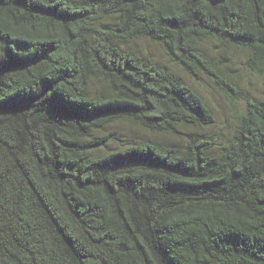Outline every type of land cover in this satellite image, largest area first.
Segmentation results:
<instances>
[{
	"label": "trees",
	"instance_id": "trees-1",
	"mask_svg": "<svg viewBox=\"0 0 264 264\" xmlns=\"http://www.w3.org/2000/svg\"><path fill=\"white\" fill-rule=\"evenodd\" d=\"M140 37L244 100L227 141ZM211 43L264 75V0H0V264H264V96Z\"/></svg>",
	"mask_w": 264,
	"mask_h": 264
},
{
	"label": "rangeland",
	"instance_id": "rangeland-1",
	"mask_svg": "<svg viewBox=\"0 0 264 264\" xmlns=\"http://www.w3.org/2000/svg\"><path fill=\"white\" fill-rule=\"evenodd\" d=\"M129 46L139 50L144 56L150 55L157 62L174 69L180 74L185 75V77L187 76L191 84H194L203 94L216 113L217 125L214 126L210 132L215 133L223 142L231 137L236 111L242 109L245 105L243 99L238 100L236 104H234L225 96L222 90L215 85L211 78L207 76L194 78L186 75L178 66L173 64L160 44L153 43L147 38L140 37L132 41ZM208 50H210V52H212V50L215 51L213 56H216V54L219 55L218 52H221L220 54L233 60V79L241 86L242 90L245 91V95L264 96V75L252 71L246 66L245 62L248 56L246 50L231 46L230 48H225L220 51L215 43L209 44ZM219 58H221V56ZM105 133L114 136L113 142L109 145L110 147H117L130 141L139 142L161 137L156 134L145 132L128 122L115 123L109 127Z\"/></svg>",
	"mask_w": 264,
	"mask_h": 264
}]
</instances>
